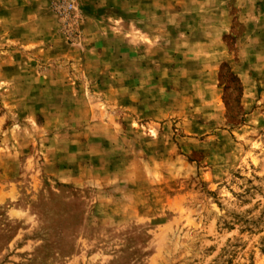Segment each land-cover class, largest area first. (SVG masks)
Returning <instances> with one entry per match:
<instances>
[{
    "label": "rangeland",
    "instance_id": "1",
    "mask_svg": "<svg viewBox=\"0 0 264 264\" xmlns=\"http://www.w3.org/2000/svg\"><path fill=\"white\" fill-rule=\"evenodd\" d=\"M115 1L49 11L73 45ZM32 2L0 0V264H264V0H201L206 39L138 91L108 28L84 74L43 71Z\"/></svg>",
    "mask_w": 264,
    "mask_h": 264
},
{
    "label": "crops",
    "instance_id": "2",
    "mask_svg": "<svg viewBox=\"0 0 264 264\" xmlns=\"http://www.w3.org/2000/svg\"><path fill=\"white\" fill-rule=\"evenodd\" d=\"M54 1L34 0L31 5H24V13L19 23L23 26L32 25L36 29H40L45 23L51 24L49 31H39L38 39L33 43L37 47L33 53L39 63L53 62L50 66L39 65L46 73H52L59 68L65 73L84 74L87 71L84 59L89 58L91 54L93 58L101 59L106 55L104 52H108L107 46H104L108 38L107 28L109 38L117 43L112 51L116 61L113 71L135 74L130 79L134 84L139 80V73L149 71L150 56L156 57L154 63L160 66L162 59L170 57V54L171 57H178L183 42H200L206 39L207 33L204 32L201 22L202 10L199 9L201 0H192L193 3L189 7V0H120L115 1V4H119V10L115 11L112 19L101 18L99 12L97 16H90V11L83 6L84 19L78 26L79 40L77 44L68 45L64 44L56 19L49 11V5ZM109 21L112 24L107 23ZM123 59H129L126 60L129 62V70L122 65ZM79 63L81 65H78ZM132 87L134 88L131 90L138 91L136 84ZM130 106L135 112L138 111L135 98L131 99Z\"/></svg>",
    "mask_w": 264,
    "mask_h": 264
}]
</instances>
